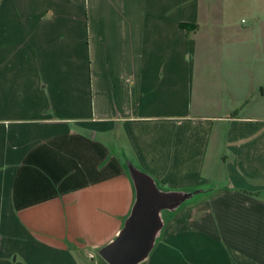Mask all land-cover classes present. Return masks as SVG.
Returning a JSON list of instances; mask_svg holds the SVG:
<instances>
[{"label": "crops", "instance_id": "1", "mask_svg": "<svg viewBox=\"0 0 264 264\" xmlns=\"http://www.w3.org/2000/svg\"><path fill=\"white\" fill-rule=\"evenodd\" d=\"M228 1L0 0V264H103L127 158L213 189L142 264H264V47L235 61Z\"/></svg>", "mask_w": 264, "mask_h": 264}, {"label": "water", "instance_id": "2", "mask_svg": "<svg viewBox=\"0 0 264 264\" xmlns=\"http://www.w3.org/2000/svg\"><path fill=\"white\" fill-rule=\"evenodd\" d=\"M124 166L134 198L120 231L97 251L106 264L144 263L160 242L167 222L183 207L200 200V195L213 192L210 187L169 189L130 159L124 160Z\"/></svg>", "mask_w": 264, "mask_h": 264}, {"label": "rangeland", "instance_id": "3", "mask_svg": "<svg viewBox=\"0 0 264 264\" xmlns=\"http://www.w3.org/2000/svg\"><path fill=\"white\" fill-rule=\"evenodd\" d=\"M223 12L231 16V25L235 29L234 42L243 41V46L235 44L232 48L235 61L242 57L244 62L256 68L260 48L264 47V0H229ZM244 28L249 31H244ZM227 55L223 54L224 61ZM251 72L257 74V69H251ZM205 196L200 195L197 199Z\"/></svg>", "mask_w": 264, "mask_h": 264}, {"label": "trees", "instance_id": "4", "mask_svg": "<svg viewBox=\"0 0 264 264\" xmlns=\"http://www.w3.org/2000/svg\"><path fill=\"white\" fill-rule=\"evenodd\" d=\"M100 259V258H99ZM100 261L103 263V264H106L103 260L100 259Z\"/></svg>", "mask_w": 264, "mask_h": 264}]
</instances>
